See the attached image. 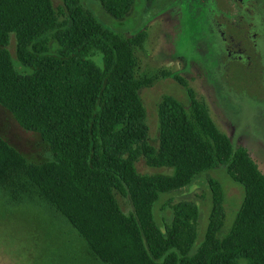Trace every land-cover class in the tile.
<instances>
[{
	"label": "trees",
	"instance_id": "1",
	"mask_svg": "<svg viewBox=\"0 0 264 264\" xmlns=\"http://www.w3.org/2000/svg\"><path fill=\"white\" fill-rule=\"evenodd\" d=\"M61 1L55 10L51 0H0V106L51 152L46 163H28L0 138V184L16 177L32 185L103 264H264V174L248 150L216 128L179 75L172 78L187 105L161 97L152 146L139 94L151 80L136 74L135 49L145 28L124 36L104 27L80 0ZM98 1L114 19L134 4ZM11 35L18 65L7 49ZM96 54L101 66L91 59ZM139 158L170 173L139 174ZM219 167L243 191L227 232L221 235L224 191L214 178L207 179L210 207L201 241L194 202L168 200L170 220L157 224L161 196ZM115 194L129 199L131 213L121 211Z\"/></svg>",
	"mask_w": 264,
	"mask_h": 264
},
{
	"label": "rangeland",
	"instance_id": "2",
	"mask_svg": "<svg viewBox=\"0 0 264 264\" xmlns=\"http://www.w3.org/2000/svg\"><path fill=\"white\" fill-rule=\"evenodd\" d=\"M55 10L61 0H51ZM104 27L124 36L143 28L146 37L135 49L137 75L151 80L139 91L145 108L148 142L158 144L157 104L170 95L187 105L184 89L172 78L182 77L196 99L205 104L216 128L233 144L245 147L264 174V0H134L121 19H114L98 0H80ZM61 20V17L59 18ZM50 38V36H49ZM49 48L57 45L50 39ZM15 65V42L7 47ZM101 66V57L91 58ZM0 138L28 163L50 161L48 145L34 132L23 130L0 106ZM139 174L170 173L152 169L139 158ZM218 180L224 191L228 231L243 197L223 167L196 177L182 190L161 196L154 206L157 224L170 220L168 200L191 201L199 208L198 241L206 227L210 201L207 179ZM121 211L132 212L127 197L115 194ZM0 264H103L94 258L60 213L28 182L14 177L0 184Z\"/></svg>",
	"mask_w": 264,
	"mask_h": 264
}]
</instances>
